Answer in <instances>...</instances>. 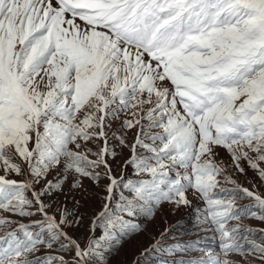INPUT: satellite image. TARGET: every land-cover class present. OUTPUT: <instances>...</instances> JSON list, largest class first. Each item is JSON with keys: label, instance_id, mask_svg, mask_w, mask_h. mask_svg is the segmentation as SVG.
Wrapping results in <instances>:
<instances>
[{"label": "snow or ice", "instance_id": "snow-or-ice-1", "mask_svg": "<svg viewBox=\"0 0 264 264\" xmlns=\"http://www.w3.org/2000/svg\"><path fill=\"white\" fill-rule=\"evenodd\" d=\"M156 253L264 264V0H0V264Z\"/></svg>", "mask_w": 264, "mask_h": 264}, {"label": "rangeland", "instance_id": "rangeland-1", "mask_svg": "<svg viewBox=\"0 0 264 264\" xmlns=\"http://www.w3.org/2000/svg\"><path fill=\"white\" fill-rule=\"evenodd\" d=\"M169 223H175L177 220H181L183 227L177 228L176 231L179 233H183L185 229L188 231H192L191 228V221L192 217L191 215L188 214L186 210L181 211L180 213H177L176 215H168L167 217ZM164 223L162 219H157L154 223L149 225V232L146 233L145 235H142L139 238V243L130 245L128 249V257L129 259L132 257L133 253H135L136 249L139 248L140 246L144 245L146 246L147 244L150 243L151 237L153 234L161 231L164 227ZM159 253L153 254L152 256L147 257L143 264H157V261L159 259ZM117 260L123 262L125 260V257L123 253L117 257Z\"/></svg>", "mask_w": 264, "mask_h": 264}]
</instances>
